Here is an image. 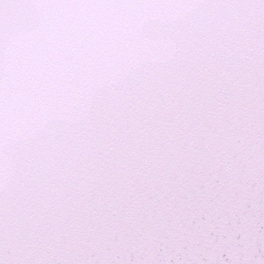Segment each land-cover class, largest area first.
Listing matches in <instances>:
<instances>
[{"label":"snow or ice","instance_id":"obj_1","mask_svg":"<svg viewBox=\"0 0 264 264\" xmlns=\"http://www.w3.org/2000/svg\"><path fill=\"white\" fill-rule=\"evenodd\" d=\"M0 264H264V0H0Z\"/></svg>","mask_w":264,"mask_h":264}]
</instances>
